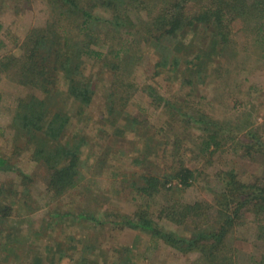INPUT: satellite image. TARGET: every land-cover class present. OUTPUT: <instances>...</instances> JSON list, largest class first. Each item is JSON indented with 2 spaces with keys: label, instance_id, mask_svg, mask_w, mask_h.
Masks as SVG:
<instances>
[{
  "label": "rangeland",
  "instance_id": "374dc122",
  "mask_svg": "<svg viewBox=\"0 0 264 264\" xmlns=\"http://www.w3.org/2000/svg\"><path fill=\"white\" fill-rule=\"evenodd\" d=\"M195 8L192 2L187 5L189 12ZM93 12L109 17L99 9ZM149 15L145 5L132 10L130 23L117 32L107 28L103 44L92 45L102 53L100 58L83 56L82 76L93 89L88 105L66 95L59 79L62 95L46 111L66 113L70 120L65 136L53 140L13 122L20 99L44 97L40 89L20 83L19 71L30 60L36 33L52 29L78 38L76 23L71 17L59 18L53 0H0V158L9 167L0 169V264H128L125 248L131 250L132 264H205L199 249H207L203 239L199 246L178 249L149 233L117 226L116 221L141 211L163 233L190 240L195 235L198 239L200 231L205 238L232 216L229 182H264V44L254 42L236 20L229 46L213 56L199 76L185 64L198 48L211 49L210 40L201 44L202 35L183 40L177 53L179 71L157 68V54L147 51L149 35L143 22ZM189 76L191 85L185 83ZM192 113L205 117L206 129L191 123ZM203 130L218 132L217 137L202 142ZM78 139L84 140L78 161L67 155L57 165L73 163L77 186L60 192L57 185L50 186L47 153L54 155L60 141ZM181 165L195 176L184 188L167 181ZM228 172L235 178H227ZM145 176L167 183V190L146 195L141 191ZM174 187L179 189L172 192ZM222 197L226 207L219 205ZM174 202L202 204L206 218L179 227L161 213ZM233 219L220 237L225 252L217 257L231 264H264V238H257L264 216L245 213Z\"/></svg>",
  "mask_w": 264,
  "mask_h": 264
},
{
  "label": "trees",
  "instance_id": "16d2710c",
  "mask_svg": "<svg viewBox=\"0 0 264 264\" xmlns=\"http://www.w3.org/2000/svg\"><path fill=\"white\" fill-rule=\"evenodd\" d=\"M53 1L58 5L59 18H73L79 37L71 38L70 34H63V31L57 32L52 29L44 33L40 31L36 35L34 34L35 36L33 35L34 37L31 38L30 60L23 62L24 64H22L19 71V80L22 85H31L40 89L44 97L39 98L31 95L27 100L20 99L13 116V122L17 127L26 129L28 132V129L36 128V130L42 131L44 135L53 140H57L62 135L65 136L66 126L70 120V116L66 113L46 111L47 106L62 95L58 90L59 79L63 80L66 86V95L78 101L80 105H88L93 97V89L91 83L82 76L83 56L100 58L102 53L92 48V45L103 44L101 37L107 28L117 32V30L130 23L128 13L134 9H142L145 5L150 13L143 24L146 25L145 29L149 35L147 42L150 46L147 47V51L154 52L158 56V60L155 61L157 68L179 71L181 58L177 53L185 44L183 40L190 35L195 37L200 35V38L202 35L203 42L201 44L205 45V41L210 40L209 47L211 46V49L198 48L192 53L193 56L190 61L185 64L189 65L185 66L188 72H194L199 76L204 65L212 61L213 56H219L223 53L229 46L231 27L236 20H240L245 30L252 34L251 36H254V42L264 44V20H261L264 19V0H156L150 7H148V2L150 3L152 0ZM191 2L196 7L194 12L187 10V5ZM96 9L106 13L109 17L106 18L94 13L93 11ZM153 9L158 10L154 13ZM99 33L100 38L98 37ZM117 52L119 51L115 52L116 55ZM122 56L127 57L124 53ZM185 83L192 84L190 76L185 80ZM148 93L149 96L153 97L150 89ZM188 115L192 124L201 125L202 128L206 129L205 117L202 114L194 116L192 113ZM203 132H205L203 135L206 134V136L202 137L205 138L202 142L214 140V136L218 134V132L207 134L204 130ZM82 143H84L83 139H78L76 142L71 140L63 143L60 141L54 155L49 153H47V156L45 155L52 176L51 187L57 185V190L61 192L64 187L74 189V186H77L78 182L74 184L77 171L73 167V163L70 162L68 167H57V165L61 162V157L67 155L68 157L72 155V162L76 163L78 161V158H76L77 153ZM41 151H37V154L41 155L44 152ZM3 165L4 169L9 168L7 162L0 158L1 170ZM194 177L193 170L181 165L178 169L171 171L167 181H175L184 188L191 185ZM226 177L235 178L232 172H228ZM156 178V176L143 177L144 183L147 184L141 187V191L146 195L148 194V196H153L157 192L167 190V183H157ZM78 180H81V178ZM231 182H229V185L232 186L230 188L232 204H229L232 216L226 218V222L220 229L218 228L215 232H208L205 238L202 237L203 233L200 231L197 232L198 239L195 238V235L190 240L163 233L157 227V222L148 216L146 212L141 211L136 212L133 217L122 216L119 221H116V224L138 232L149 233L155 239H164V241L178 249H182L184 246L198 245L203 239L202 241L206 242L207 249L204 251V246H200L203 249H199L202 251L201 257L203 254L205 264H231L229 259L217 257V253L224 254L225 252V245L220 240V237L227 231L225 228L231 227L233 218L242 219L245 213L249 217L254 216L255 218L264 216V182L259 183L260 185L250 184L246 186L237 181L232 180ZM178 189L174 187L171 191L175 192ZM219 201L220 206L225 205L226 207L227 199L225 197H222ZM203 210L202 204L191 205L174 202L169 207L163 208L161 213L165 211V217L168 218L169 222L179 227L183 225L187 227L192 223H196L203 216L206 218L202 213ZM68 216L71 215H63V217ZM77 216L86 217V215L80 213ZM257 238H264V224L258 225ZM125 249L127 250V257H130L128 264H132L134 260L131 258V250Z\"/></svg>",
  "mask_w": 264,
  "mask_h": 264
}]
</instances>
